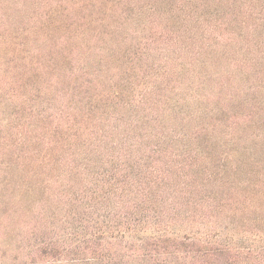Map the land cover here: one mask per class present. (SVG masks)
<instances>
[{"label": "trees", "instance_id": "16d2710c", "mask_svg": "<svg viewBox=\"0 0 264 264\" xmlns=\"http://www.w3.org/2000/svg\"><path fill=\"white\" fill-rule=\"evenodd\" d=\"M0 264H264V0H0Z\"/></svg>", "mask_w": 264, "mask_h": 264}]
</instances>
